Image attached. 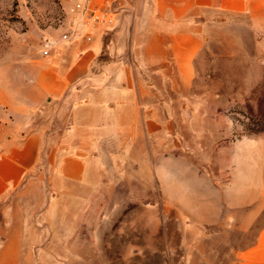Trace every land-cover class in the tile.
<instances>
[{
  "label": "rangeland",
  "instance_id": "rangeland-1",
  "mask_svg": "<svg viewBox=\"0 0 264 264\" xmlns=\"http://www.w3.org/2000/svg\"><path fill=\"white\" fill-rule=\"evenodd\" d=\"M61 12L0 0V160L11 168V143L35 146L0 187V264H230L264 228V34L212 36L177 114H143L155 129L140 142L100 147L68 177L32 102L34 29Z\"/></svg>",
  "mask_w": 264,
  "mask_h": 264
},
{
  "label": "crops",
  "instance_id": "crops-1",
  "mask_svg": "<svg viewBox=\"0 0 264 264\" xmlns=\"http://www.w3.org/2000/svg\"><path fill=\"white\" fill-rule=\"evenodd\" d=\"M73 2L59 0L62 12L34 29L40 47L48 39L54 49L33 55L44 75L34 77L32 102L46 115V144L58 145L46 154L58 155L68 177L83 162L100 160V147L117 145L125 154L140 142L155 129L143 114H177L189 68L212 36L226 28L264 34V0H142V7L140 0H86L113 18L95 28L70 11ZM11 146L4 161L11 168L0 160V187L18 175L20 162L35 159L33 143ZM230 264H264V228L236 247Z\"/></svg>",
  "mask_w": 264,
  "mask_h": 264
},
{
  "label": "built area",
  "instance_id": "built-area-1",
  "mask_svg": "<svg viewBox=\"0 0 264 264\" xmlns=\"http://www.w3.org/2000/svg\"><path fill=\"white\" fill-rule=\"evenodd\" d=\"M70 11H79L84 19L85 25L90 28H94L98 25L107 24L110 25L113 22V18L109 15L108 11L105 8L91 7L87 2H76L71 8ZM63 39H67L68 35L64 33L62 35ZM87 39H90V33L87 35ZM54 49L52 42L48 39L44 40L42 44L41 52L44 56L49 55L50 52Z\"/></svg>",
  "mask_w": 264,
  "mask_h": 264
}]
</instances>
